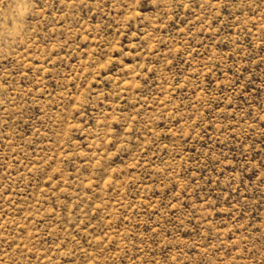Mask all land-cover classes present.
<instances>
[{"label": "rangeland", "instance_id": "374dc122", "mask_svg": "<svg viewBox=\"0 0 264 264\" xmlns=\"http://www.w3.org/2000/svg\"><path fill=\"white\" fill-rule=\"evenodd\" d=\"M0 264H264V0H0Z\"/></svg>", "mask_w": 264, "mask_h": 264}]
</instances>
